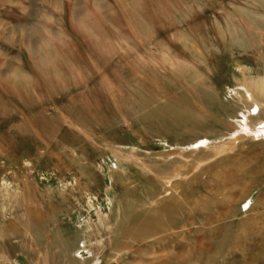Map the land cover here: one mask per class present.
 Wrapping results in <instances>:
<instances>
[{"label": "rangeland", "instance_id": "obj_1", "mask_svg": "<svg viewBox=\"0 0 264 264\" xmlns=\"http://www.w3.org/2000/svg\"><path fill=\"white\" fill-rule=\"evenodd\" d=\"M264 0H0V264H264Z\"/></svg>", "mask_w": 264, "mask_h": 264}, {"label": "bare ground", "instance_id": "obj_2", "mask_svg": "<svg viewBox=\"0 0 264 264\" xmlns=\"http://www.w3.org/2000/svg\"><path fill=\"white\" fill-rule=\"evenodd\" d=\"M255 129L254 132H258L257 135L262 134L264 137V124L259 125V127H256Z\"/></svg>", "mask_w": 264, "mask_h": 264}, {"label": "crops", "instance_id": "obj_3", "mask_svg": "<svg viewBox=\"0 0 264 264\" xmlns=\"http://www.w3.org/2000/svg\"><path fill=\"white\" fill-rule=\"evenodd\" d=\"M262 143H264V139L263 140H260ZM263 146H264V144H263ZM262 156H264V154L262 155Z\"/></svg>", "mask_w": 264, "mask_h": 264}]
</instances>
